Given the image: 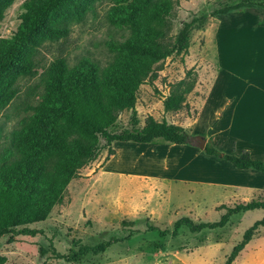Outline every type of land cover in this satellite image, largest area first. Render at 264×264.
Returning a JSON list of instances; mask_svg holds the SVG:
<instances>
[{"label": "rangeland", "instance_id": "374dc122", "mask_svg": "<svg viewBox=\"0 0 264 264\" xmlns=\"http://www.w3.org/2000/svg\"><path fill=\"white\" fill-rule=\"evenodd\" d=\"M23 1L15 0L0 19V39L15 32ZM174 1L170 36L182 23L201 17L204 22L191 31L185 55L166 58L156 78L139 86L134 111L139 126L147 116L165 121L182 128L187 143H112L113 155L104 159L103 152L81 169L46 220L29 226L33 236L0 238L2 264H222L243 232L264 216V209L239 212L223 228L195 234L181 225L176 235L162 239L144 231L145 220L171 232L178 220L212 223L227 208L264 202V172L238 170L222 158L247 151L264 161V105L243 99L250 89L244 82H255L251 59L263 53L257 44L264 42V0ZM109 7V0H93L84 7L83 19L68 26L66 38L40 49L36 74L18 81L16 97L0 115L1 136L17 129L30 114L28 106L37 104L41 68L53 58L63 57L69 68L81 59L99 65L108 60L105 43L128 36L106 22ZM176 86L188 91L178 111L166 112L163 101ZM117 120L129 128L131 112L119 113ZM197 138L219 157L197 148ZM129 231L134 235L125 240ZM112 239L118 241L79 262L66 263L49 252L67 254ZM232 264H264V227Z\"/></svg>", "mask_w": 264, "mask_h": 264}, {"label": "trees", "instance_id": "16d2710c", "mask_svg": "<svg viewBox=\"0 0 264 264\" xmlns=\"http://www.w3.org/2000/svg\"><path fill=\"white\" fill-rule=\"evenodd\" d=\"M14 1L0 0V19ZM92 1H23L15 32L0 39V115L16 97L18 81L36 74L40 49L66 38L68 26L83 19V9ZM109 2L106 22L127 31L128 36L105 43L109 58L103 65L81 59L69 68L63 57L53 58L41 68L37 104L28 106L30 114L19 122L17 129L5 136L0 134L4 141L0 142V238L33 236L36 232L29 226L46 220L81 169L103 152L104 159L113 155L112 143L149 144L156 140L176 146L187 143V133L165 121L157 122L147 116L139 126L134 104L139 86L156 78L166 58L187 53L190 33L202 27L204 18L182 23L177 33L170 36L174 0ZM187 91H178V86L173 88L163 101V109L178 111ZM123 111L131 112L129 128L122 127L117 120ZM203 152L219 157L213 148L204 147ZM222 158L235 169L264 172V162L251 159L247 152ZM258 209H264V202L227 208L212 223L178 220L171 232L158 230L145 220L144 231L162 239L176 235L183 225L189 234H195L223 228L232 215ZM259 227H264V216L243 232L222 264H232ZM133 235L134 231H129L124 239ZM116 241L82 246L67 254H59L53 248L49 252L54 259L74 263L87 253L103 252ZM46 251L40 249L41 254Z\"/></svg>", "mask_w": 264, "mask_h": 264}, {"label": "crops", "instance_id": "0c3cea01", "mask_svg": "<svg viewBox=\"0 0 264 264\" xmlns=\"http://www.w3.org/2000/svg\"><path fill=\"white\" fill-rule=\"evenodd\" d=\"M263 32V31H262ZM261 32V33H262ZM260 43V42H259ZM257 49L260 51V50H263V53L259 54L256 58L252 57L253 59L252 60V63L256 62L255 63V75H254V79H255V82H244V84H249V91L247 90H244L243 92V99L248 101L249 104H257V105H264V42L263 43H260L259 45L257 44ZM251 63V65H252ZM244 80L246 81V79L244 78ZM247 93L250 95H254V98L251 97V98H246L247 96ZM252 95V96H253ZM255 95L257 97H255ZM257 102H260V103H257ZM247 152V151H246ZM248 153V152H247ZM249 155V153H248ZM249 157L253 160H259V161H262V159H260L259 157H255L253 155H249ZM264 162V161H262Z\"/></svg>", "mask_w": 264, "mask_h": 264}, {"label": "water", "instance_id": "95a60500", "mask_svg": "<svg viewBox=\"0 0 264 264\" xmlns=\"http://www.w3.org/2000/svg\"><path fill=\"white\" fill-rule=\"evenodd\" d=\"M197 140H198V142H197L196 146H197V148L202 150L203 149V140L200 138H197Z\"/></svg>", "mask_w": 264, "mask_h": 264}]
</instances>
